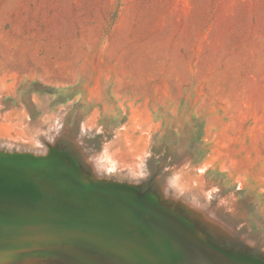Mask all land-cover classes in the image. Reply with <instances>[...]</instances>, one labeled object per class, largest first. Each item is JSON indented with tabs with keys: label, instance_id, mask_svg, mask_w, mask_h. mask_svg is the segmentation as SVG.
I'll return each instance as SVG.
<instances>
[{
	"label": "rangeland",
	"instance_id": "obj_1",
	"mask_svg": "<svg viewBox=\"0 0 264 264\" xmlns=\"http://www.w3.org/2000/svg\"><path fill=\"white\" fill-rule=\"evenodd\" d=\"M0 156L115 188L174 264H264V0H0Z\"/></svg>",
	"mask_w": 264,
	"mask_h": 264
},
{
	"label": "water",
	"instance_id": "obj_2",
	"mask_svg": "<svg viewBox=\"0 0 264 264\" xmlns=\"http://www.w3.org/2000/svg\"><path fill=\"white\" fill-rule=\"evenodd\" d=\"M63 167L0 156V248L65 247L113 261L166 263L139 207Z\"/></svg>",
	"mask_w": 264,
	"mask_h": 264
},
{
	"label": "bare ground",
	"instance_id": "obj_3",
	"mask_svg": "<svg viewBox=\"0 0 264 264\" xmlns=\"http://www.w3.org/2000/svg\"><path fill=\"white\" fill-rule=\"evenodd\" d=\"M60 171L67 175L70 174L69 169H67L66 167L61 168ZM137 212L140 214V216H142L145 219V221H147L148 223H151L150 225L156 228V230L160 229V231L163 234V237H161L162 240L158 243V248L164 256V261H166V263L164 264H174V259L178 254L177 250L180 249L181 247L175 244L174 241L171 239V237L161 227L155 224V222L152 220V217L148 211L144 209H140V211L138 210Z\"/></svg>",
	"mask_w": 264,
	"mask_h": 264
}]
</instances>
